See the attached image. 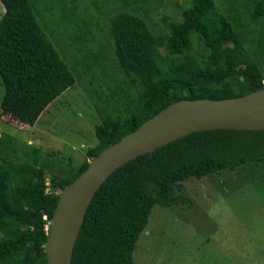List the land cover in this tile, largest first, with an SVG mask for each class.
Masks as SVG:
<instances>
[{"label":"trees","instance_id":"obj_1","mask_svg":"<svg viewBox=\"0 0 264 264\" xmlns=\"http://www.w3.org/2000/svg\"><path fill=\"white\" fill-rule=\"evenodd\" d=\"M36 1L0 0V111L22 125H34L75 82L37 20ZM250 1L249 17L256 21L264 16V0ZM161 22L164 31L153 33L127 11L110 16L108 46L124 87L112 88L105 105L94 104L98 143L86 150L87 159L47 181L35 160L8 159L0 167V264H45L43 245L59 191L89 158L162 108L183 98L220 100L264 87L263 30L249 36L213 0H185L176 19ZM1 140L0 153L6 149ZM249 162L264 168V130L195 132L130 159L93 194L70 264H134L135 242L152 206L189 205L182 182L231 173Z\"/></svg>","mask_w":264,"mask_h":264},{"label":"rangeland","instance_id":"obj_2","mask_svg":"<svg viewBox=\"0 0 264 264\" xmlns=\"http://www.w3.org/2000/svg\"><path fill=\"white\" fill-rule=\"evenodd\" d=\"M248 33L264 31V16L249 17L250 0H213ZM36 17L75 82L55 98L34 125H22L0 111V137L7 160L37 163L50 175L66 176L98 141L100 118L94 104L105 105L121 84L112 52L108 21L119 10L141 17L153 33L161 17L176 19L185 0H37ZM227 10H229L227 12ZM3 10L0 5V15ZM251 30V31H250ZM193 43L197 51L202 48ZM164 51L162 50V54ZM3 87L0 81V98ZM90 159V158H89ZM88 159V160H89ZM189 205H154L132 253L134 264H264V168L249 162L231 173L182 182Z\"/></svg>","mask_w":264,"mask_h":264},{"label":"water","instance_id":"obj_3","mask_svg":"<svg viewBox=\"0 0 264 264\" xmlns=\"http://www.w3.org/2000/svg\"><path fill=\"white\" fill-rule=\"evenodd\" d=\"M225 129L264 130V87L234 98L177 100L99 151L58 193L43 245L45 264H70L86 208L96 189L116 168L187 134Z\"/></svg>","mask_w":264,"mask_h":264}]
</instances>
